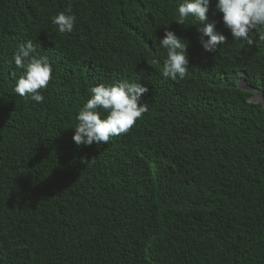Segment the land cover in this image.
Segmentation results:
<instances>
[{"label":"trees","instance_id":"obj_1","mask_svg":"<svg viewBox=\"0 0 264 264\" xmlns=\"http://www.w3.org/2000/svg\"><path fill=\"white\" fill-rule=\"evenodd\" d=\"M183 2L0 0V264H264V40H234L210 0L227 43L206 52L205 23H175ZM165 30L187 46L182 80L162 76ZM28 41L52 67L43 103L14 92ZM124 81L148 111L77 146L90 89Z\"/></svg>","mask_w":264,"mask_h":264},{"label":"clouds","instance_id":"obj_2","mask_svg":"<svg viewBox=\"0 0 264 264\" xmlns=\"http://www.w3.org/2000/svg\"><path fill=\"white\" fill-rule=\"evenodd\" d=\"M210 0H184L176 10L178 18L175 23L183 26L191 16L205 23L200 32V44L206 52H215L220 45L227 43L226 37L216 31V23L209 22ZM216 12L222 14L224 27L230 31L234 40H244L253 44L250 33L256 32L264 40V0H216ZM72 9L61 11L52 17V24L60 34L74 31L76 17ZM204 37L208 39L205 40ZM171 31L165 30L164 38L159 40L160 47L167 50L163 62L162 76L175 81L185 78L189 69L187 46ZM36 51L31 41L21 44L14 54L15 67L21 74L15 82L14 92L23 99L30 98L36 103H43L40 94L47 89L52 80V67L46 57L34 58ZM244 81V80H241ZM243 83V82H242ZM246 83V82H244ZM148 92L140 83L119 82L114 85L99 84L90 89L91 97L78 110L77 126L72 137L77 146L108 144L113 138L127 135L137 120L148 111V105L140 104L141 97ZM107 113L102 118L100 111ZM95 159V158H94ZM82 159V164L94 162Z\"/></svg>","mask_w":264,"mask_h":264},{"label":"rangeland","instance_id":"obj_3","mask_svg":"<svg viewBox=\"0 0 264 264\" xmlns=\"http://www.w3.org/2000/svg\"><path fill=\"white\" fill-rule=\"evenodd\" d=\"M252 99L255 101H259V100H262V97H261V95L254 93V96L252 97Z\"/></svg>","mask_w":264,"mask_h":264},{"label":"water","instance_id":"obj_4","mask_svg":"<svg viewBox=\"0 0 264 264\" xmlns=\"http://www.w3.org/2000/svg\"><path fill=\"white\" fill-rule=\"evenodd\" d=\"M240 85H241V83H240ZM244 89H246V90H250V88H246L245 86H242Z\"/></svg>","mask_w":264,"mask_h":264}]
</instances>
